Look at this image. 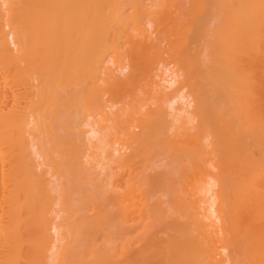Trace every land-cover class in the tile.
<instances>
[{"label": "bare ground", "instance_id": "obj_1", "mask_svg": "<svg viewBox=\"0 0 264 264\" xmlns=\"http://www.w3.org/2000/svg\"><path fill=\"white\" fill-rule=\"evenodd\" d=\"M0 264H264V0H0Z\"/></svg>", "mask_w": 264, "mask_h": 264}, {"label": "rangeland", "instance_id": "obj_2", "mask_svg": "<svg viewBox=\"0 0 264 264\" xmlns=\"http://www.w3.org/2000/svg\"><path fill=\"white\" fill-rule=\"evenodd\" d=\"M167 72H168V71H167ZM167 72H166V74H167ZM168 75H169V73L167 74V76H166V75H165V76L168 77ZM169 79H170V78H167V80H169Z\"/></svg>", "mask_w": 264, "mask_h": 264}]
</instances>
